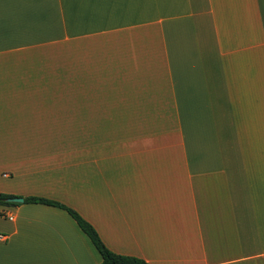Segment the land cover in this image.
I'll return each mask as SVG.
<instances>
[{"label": "crops", "instance_id": "crops-1", "mask_svg": "<svg viewBox=\"0 0 264 264\" xmlns=\"http://www.w3.org/2000/svg\"><path fill=\"white\" fill-rule=\"evenodd\" d=\"M0 264H264V0H0Z\"/></svg>", "mask_w": 264, "mask_h": 264}, {"label": "trees", "instance_id": "trees-1", "mask_svg": "<svg viewBox=\"0 0 264 264\" xmlns=\"http://www.w3.org/2000/svg\"><path fill=\"white\" fill-rule=\"evenodd\" d=\"M9 198H16V196L0 193V205L3 206L15 205L6 202V199ZM24 203L44 204V205L54 206L66 211L70 215V217L76 222L80 230L89 238L94 248L100 254L101 256L100 264H148L147 262H145L140 258L134 256L120 255L110 251L102 242L101 238L99 237L98 233L93 228V226L90 223H88L86 220H84L76 211H74L71 208H68L54 201H50L42 198H34V197L24 198Z\"/></svg>", "mask_w": 264, "mask_h": 264}, {"label": "water", "instance_id": "water-1", "mask_svg": "<svg viewBox=\"0 0 264 264\" xmlns=\"http://www.w3.org/2000/svg\"><path fill=\"white\" fill-rule=\"evenodd\" d=\"M7 203H11V204H20L23 203V199L22 198H9L6 199Z\"/></svg>", "mask_w": 264, "mask_h": 264}]
</instances>
